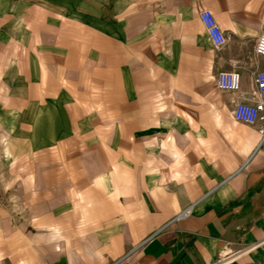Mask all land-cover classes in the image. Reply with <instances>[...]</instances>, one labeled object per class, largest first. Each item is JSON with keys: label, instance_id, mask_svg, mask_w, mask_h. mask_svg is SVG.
Masks as SVG:
<instances>
[{"label": "crops", "instance_id": "obj_1", "mask_svg": "<svg viewBox=\"0 0 264 264\" xmlns=\"http://www.w3.org/2000/svg\"><path fill=\"white\" fill-rule=\"evenodd\" d=\"M262 33L264 0H0L20 184L0 201V264H264V122L233 118ZM221 72L241 90H218Z\"/></svg>", "mask_w": 264, "mask_h": 264}, {"label": "built area", "instance_id": "obj_2", "mask_svg": "<svg viewBox=\"0 0 264 264\" xmlns=\"http://www.w3.org/2000/svg\"><path fill=\"white\" fill-rule=\"evenodd\" d=\"M201 23L211 40L214 48H220L226 42V36L213 13L209 10H202L199 14ZM255 55L264 58V33L258 38ZM255 87L252 92L254 102H238L234 106L233 118L240 123L256 125L264 122V71H260L254 78ZM215 85L218 90L228 93H237L241 90V78L236 72H221L215 78ZM261 134L260 147L264 148V128L259 129Z\"/></svg>", "mask_w": 264, "mask_h": 264}, {"label": "rangeland", "instance_id": "obj_3", "mask_svg": "<svg viewBox=\"0 0 264 264\" xmlns=\"http://www.w3.org/2000/svg\"><path fill=\"white\" fill-rule=\"evenodd\" d=\"M3 134L4 132L0 127V201H4L6 206L11 209L13 207V201L11 198L20 188V184L17 180L19 174H15L16 177H14L11 171L12 166H10V164L5 161V158L2 154ZM14 180H16V182L11 186V182ZM227 257H223L222 260L226 259Z\"/></svg>", "mask_w": 264, "mask_h": 264}]
</instances>
